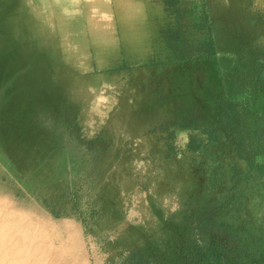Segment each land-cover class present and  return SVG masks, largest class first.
<instances>
[{"label": "rangeland", "instance_id": "obj_1", "mask_svg": "<svg viewBox=\"0 0 264 264\" xmlns=\"http://www.w3.org/2000/svg\"><path fill=\"white\" fill-rule=\"evenodd\" d=\"M148 4L153 15L147 31L140 27V16L132 27L139 36L128 43L121 42L120 27L112 20L111 56H96L85 42V67L74 71L58 44L39 43L42 49L36 54L48 69L43 67L37 77L32 70L26 74L49 84L48 90L53 85L59 90L46 98L39 94L33 112L27 108L29 124L45 126L52 161L61 159L66 142V111L77 114L82 138L103 133L112 142L103 177L114 199V216L99 228H85L64 216L68 212L52 195L53 180L41 178L50 166L39 169L44 155L41 147L34 148L35 137H27L28 145L18 141V131H28L29 124L9 109L10 84L1 82L0 201L9 203L28 225L44 227L46 243L63 254L64 264L72 262L70 230L77 240V264H126L138 252L160 260L173 244L205 247L213 241L229 256L264 254V169H249L235 155L234 142L218 122L213 121L215 131L208 127V118L218 109V98L210 90L219 89V69L239 65L242 72L251 71L249 64L256 57L248 52L236 57L238 48L264 46V0ZM1 47L0 41V66L25 63L19 51L2 60ZM30 61L31 69L35 63ZM22 73L19 69L13 78ZM91 83L99 91L90 90ZM36 109L43 112L36 114Z\"/></svg>", "mask_w": 264, "mask_h": 264}, {"label": "trees", "instance_id": "obj_2", "mask_svg": "<svg viewBox=\"0 0 264 264\" xmlns=\"http://www.w3.org/2000/svg\"><path fill=\"white\" fill-rule=\"evenodd\" d=\"M257 45L256 48L252 45L241 46L236 55L240 57L248 52L251 53L250 57H256L253 63L249 64L251 71L242 72L239 65L219 69V79H217L219 89L217 87L218 90H210L214 98L215 96L218 98L216 101L218 109L214 116L212 113L208 118V127L211 131H215L216 125H213V121L218 122L220 130L234 142L235 155L244 159L249 169L262 171L264 169V55H262L264 46ZM257 54L260 56L257 57ZM19 69H23V73L13 78ZM28 71L29 64L24 62H21L20 66L11 63L0 66V82L5 86L10 84L7 94L12 95V97L7 96L6 104L14 114L17 113L26 120L25 123L29 124L27 117L36 104H39L38 95L43 94L46 98L48 95L58 93L59 90L53 85L49 88L51 91L49 93L47 88L50 85L27 78ZM16 83L20 88L14 87ZM9 99L13 101L12 105H9ZM42 112L38 109L34 111L36 114ZM76 116L74 111H66L64 126L66 142L61 145L59 160L52 161L51 153H48L45 142L47 132L43 124L35 126L29 124L28 131L25 130L24 133L20 129L17 133L18 141L21 145L22 142L28 145L27 137H35L32 140L36 141L34 148L41 147L42 156L44 155L43 164L39 169L50 166L47 174L41 171V178L53 180L50 185L54 190L52 195L55 194L54 199L62 205L64 212H68L64 213V216L74 217L85 228H99L103 220L114 216V199L103 177L105 162L112 151V142L107 140L109 138L103 136V133L92 139L82 138ZM40 125L42 128L37 132L35 128ZM32 141L30 145L33 144ZM72 148L74 151L71 150ZM11 160L15 161L12 156ZM21 160L26 159L23 157ZM54 167L55 171L52 170ZM40 170H37L35 175L39 174ZM126 264H264V254L229 256L214 241L205 247L198 244L177 243L169 246L160 260L138 252L133 253Z\"/></svg>", "mask_w": 264, "mask_h": 264}, {"label": "bare ground", "instance_id": "obj_3", "mask_svg": "<svg viewBox=\"0 0 264 264\" xmlns=\"http://www.w3.org/2000/svg\"><path fill=\"white\" fill-rule=\"evenodd\" d=\"M141 9L144 8L136 0H0V32L8 33H0L2 60L11 51H19L25 55L26 64L34 60L35 65L29 70L37 77L42 75L40 71L44 67L36 54L42 49L38 44L56 43L62 58L74 71H80L86 62L85 42L91 44L96 56H111L112 20L120 27L121 42L138 38V31L132 27L139 23ZM73 85L78 87V83ZM90 86L92 90L93 84ZM93 90L99 91V88ZM15 213L9 203L0 201V264H64L63 254L52 251L46 243V229L28 225L25 217ZM67 236L71 264H77V240L71 230Z\"/></svg>", "mask_w": 264, "mask_h": 264}, {"label": "crops", "instance_id": "obj_4", "mask_svg": "<svg viewBox=\"0 0 264 264\" xmlns=\"http://www.w3.org/2000/svg\"><path fill=\"white\" fill-rule=\"evenodd\" d=\"M137 1L139 2L141 8H144L146 10L145 11L146 12L145 16L141 15V19L142 20L140 21V27H141L142 31L143 30L147 31L146 28L149 25L148 24L149 23V17H151V15H153L152 11L151 12L149 11V7H148L149 6V4H148L149 0H137ZM147 10H148L149 13H147ZM117 31H118V29L116 27H113V33H116Z\"/></svg>", "mask_w": 264, "mask_h": 264}]
</instances>
